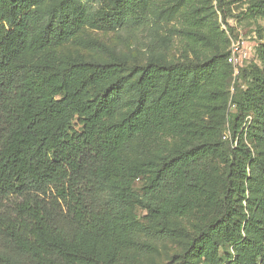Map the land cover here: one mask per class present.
Returning <instances> with one entry per match:
<instances>
[{"label": "trees", "instance_id": "trees-1", "mask_svg": "<svg viewBox=\"0 0 264 264\" xmlns=\"http://www.w3.org/2000/svg\"><path fill=\"white\" fill-rule=\"evenodd\" d=\"M50 1L0 0V264H142L173 240L168 264H257L264 160L246 140L264 146V44L263 68L237 75L230 52L169 63L173 38L152 0ZM247 5L264 18V0ZM194 16L187 49L219 32ZM87 27L136 60L59 56ZM168 127L180 137L168 155L125 156ZM190 216L191 229L172 224Z\"/></svg>", "mask_w": 264, "mask_h": 264}, {"label": "rangeland", "instance_id": "rangeland-1", "mask_svg": "<svg viewBox=\"0 0 264 264\" xmlns=\"http://www.w3.org/2000/svg\"><path fill=\"white\" fill-rule=\"evenodd\" d=\"M54 1L46 4L49 5ZM191 2L187 4L188 0H152V12L155 15L161 14L165 20L163 34L173 38V45L167 58L169 63H174L177 60H189L193 61L195 65L201 66L215 60L219 54L224 52L231 54L236 51L237 65L233 67L235 75L239 73L236 71H239L240 68H246L251 64L263 68L258 60V51L264 44V18L245 15L248 7L247 0H192ZM188 15H195L197 18L203 19L219 31L211 45H197L188 47V49L184 46L181 30ZM132 48L130 45L120 42L114 33L87 27L74 40L58 48L57 53L62 58L80 55L99 62L122 59L133 63L136 60V55L131 50ZM30 57L40 59L43 56ZM199 112L204 114L205 110L199 107ZM251 123L252 118H248L244 125L245 130ZM226 135L229 136L228 133ZM179 142L180 137L173 131V128L168 127L146 141L141 139L135 141L126 151L125 156L132 163L154 162L159 157L172 152ZM246 142L252 148L253 154L260 153V157L264 160V146L253 147L250 140H246ZM138 213L145 215L143 210H138ZM198 219L197 216L196 218L190 216L182 220L173 219L172 224L191 229ZM178 250V242L174 240L158 244L154 247L153 253L143 258L141 263L168 264L171 256ZM134 254L135 252L132 250L129 256L132 257Z\"/></svg>", "mask_w": 264, "mask_h": 264}, {"label": "built area", "instance_id": "built-area-1", "mask_svg": "<svg viewBox=\"0 0 264 264\" xmlns=\"http://www.w3.org/2000/svg\"><path fill=\"white\" fill-rule=\"evenodd\" d=\"M228 62L232 64L233 66H236L237 64V58H236V51L232 52L229 56ZM257 264H264V258L261 259Z\"/></svg>", "mask_w": 264, "mask_h": 264}]
</instances>
